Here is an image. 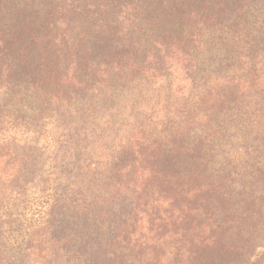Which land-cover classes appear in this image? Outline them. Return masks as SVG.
I'll use <instances>...</instances> for the list:
<instances>
[{
    "label": "trees",
    "instance_id": "obj_1",
    "mask_svg": "<svg viewBox=\"0 0 264 264\" xmlns=\"http://www.w3.org/2000/svg\"><path fill=\"white\" fill-rule=\"evenodd\" d=\"M263 29L264 0H0V85L31 86L0 109V264H264ZM217 47L234 72L197 82ZM142 81L148 119L95 138L83 98Z\"/></svg>",
    "mask_w": 264,
    "mask_h": 264
},
{
    "label": "rangeland",
    "instance_id": "obj_2",
    "mask_svg": "<svg viewBox=\"0 0 264 264\" xmlns=\"http://www.w3.org/2000/svg\"><path fill=\"white\" fill-rule=\"evenodd\" d=\"M262 18V17H261ZM257 30V29H254ZM264 31V29H263ZM256 37L259 39L260 34L255 32ZM261 44L257 43L254 45L253 49L257 50L259 49L258 46ZM263 48V47H262ZM258 52V51H257ZM258 54V53H256ZM202 66L200 67L202 71L198 74V80L197 82L205 83V82H214L216 80H219L216 78V76H222V77H227L226 73L229 71L233 70H228L230 66H234L233 63H237L236 58H233V56L229 53H222L219 51L218 47L217 49L211 51L209 54H205L203 59L201 60ZM234 72V71H233ZM231 72V73H233ZM229 75H231L229 73ZM178 80H176V86L178 88L176 89L177 92H187L189 85H187L185 82L181 81V76L180 74L176 75ZM16 76L13 77L12 82L16 84V87H13V85H9L7 87H4V85H0V109L2 110L4 106L8 105L11 100V91H20L23 92L24 90H30V85L24 83V81L19 85L16 83ZM161 84V83H160ZM160 84L158 83L155 85L154 82H151V84H148L147 82H136L126 87H119V89H115L112 91L104 92L102 95L105 93H112L114 92L115 94H111L106 98V96L102 99L96 98L94 95V92L88 93L85 98H83L84 102L81 103V105L85 106L86 112H92L93 110H96L94 112L95 115L99 118L94 125L97 127L95 128V132H98V134L95 135V138L100 139L103 133H101V130L104 127H107V124L109 122H112L114 124L113 126L115 127L116 130H120L122 134H126L127 131L130 130L131 127L134 125V118L133 115H128L126 117L125 113L126 111H129L130 108L132 107L134 112L137 110V112L134 114L138 122H143L148 119V116H150V113H148L150 110L156 109V103H154V100L149 102L148 100H152V96H160L163 90H165L164 87L160 89ZM18 85V87H17ZM7 90V91H5ZM32 90V89H31ZM112 96V97H111ZM31 102H26L24 105L29 104ZM89 104H92V106H89ZM118 118H120L121 121H118ZM76 123V121L74 120ZM84 124V123H83ZM77 125V124H76ZM111 125V123L109 124ZM76 130H80V132H85L87 131L90 126H85V125H77ZM84 128L83 130H81ZM46 129V128H45ZM46 129V131H49ZM93 129V127H92ZM17 129L16 130H11L9 137L14 136V135H19L17 134ZM114 131V133H115ZM113 133V134H114ZM4 134L2 133V136ZM44 133L40 136V146L34 147L36 152L41 153L43 155L39 154V157L41 158L42 166L45 171H50V169H53V166L50 165L53 163L51 160V157L53 158L55 155L53 154V151L48 149V141L52 142V137H49L47 133H45V136H43ZM74 135L73 141L76 143L81 142L83 139H85L87 136L79 133L75 136V130L71 132L70 138ZM116 136L118 135L115 134ZM123 135H120L122 137ZM43 137V138H42ZM19 138V136H18ZM111 135L107 134L105 135L100 142L103 143L102 140H110ZM111 141H114L112 139ZM13 149L19 150L21 153H24L23 150V144L18 142L15 144H11ZM119 143H115V149H112L111 152H115L118 148ZM0 146H2L0 142ZM92 150V151H91ZM88 152H83L80 154H73L76 158H78L81 162H86L87 158H93L95 154L96 147L92 148ZM104 150V149H102ZM98 151V150H97ZM101 151V150H100ZM48 161V163L44 166V163ZM97 161V159H96ZM42 168V167H41ZM56 168V166H55ZM261 250V252H263Z\"/></svg>",
    "mask_w": 264,
    "mask_h": 264
}]
</instances>
